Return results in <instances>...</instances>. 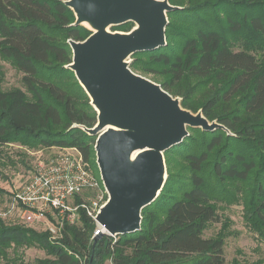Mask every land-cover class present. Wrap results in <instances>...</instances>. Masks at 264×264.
Instances as JSON below:
<instances>
[{"label":"trees","instance_id":"obj_1","mask_svg":"<svg viewBox=\"0 0 264 264\" xmlns=\"http://www.w3.org/2000/svg\"><path fill=\"white\" fill-rule=\"evenodd\" d=\"M65 1L0 0V59L23 75L25 89L3 90L0 69V147L75 149L97 171L96 138L82 128L96 124V112L67 68L68 41L91 33L74 25ZM184 1L168 0L180 9L167 14L166 45L134 54L129 69L159 78L183 109L228 132L188 128L164 153L167 179L138 232L93 237L96 224L81 208L56 239L0 221V258L14 247L42 250L34 264H226L224 236H203L219 222L218 203L240 204L245 227L264 241V0Z\"/></svg>","mask_w":264,"mask_h":264},{"label":"water","instance_id":"obj_2","mask_svg":"<svg viewBox=\"0 0 264 264\" xmlns=\"http://www.w3.org/2000/svg\"><path fill=\"white\" fill-rule=\"evenodd\" d=\"M75 26L91 34L83 42L68 41L72 62L67 66L96 112V124L82 127L95 137V158L108 201L95 217L112 237L141 229L144 208L159 196L167 179L164 153L183 143L188 128L212 132L222 125L201 111L181 107L160 85L129 69L136 53L166 45L167 14L180 9L167 0H67ZM92 21L97 30L84 23ZM131 23L129 32L107 28ZM134 153L133 160L127 155Z\"/></svg>","mask_w":264,"mask_h":264},{"label":"rangeland","instance_id":"obj_3","mask_svg":"<svg viewBox=\"0 0 264 264\" xmlns=\"http://www.w3.org/2000/svg\"><path fill=\"white\" fill-rule=\"evenodd\" d=\"M185 2L186 0L183 3ZM175 23L178 25L179 19H176ZM182 26L183 28H190L186 23L182 24ZM107 30L112 32V28H107ZM0 69L2 73L3 90L18 88L25 91L21 83L23 75L20 72L8 62L1 59ZM137 75L159 84L158 82L160 79L158 78L157 80V78L152 75H141L139 73ZM176 98L181 102L180 97ZM58 152L59 151L55 150V148L27 149L16 143L0 147V221L6 226H22L39 233L48 232L51 236H54L53 233L48 231L49 224L52 223L54 225L53 227H55L56 233L54 239L58 237L62 228L60 215L55 213V218H52L47 215L41 216L34 212H25L19 205H16L13 202L14 194L29 181L34 166L38 162L51 158ZM70 153L76 155L73 151ZM93 167L94 166H92V168L88 167V169L92 176L97 180L98 186L92 190L84 191L78 196L72 197L68 201V205L73 208L77 205V201L83 202L88 206L89 211L94 218L108 201V195L100 180L98 168L97 171H95ZM75 213L76 211L74 214ZM69 214L71 213L69 212ZM217 214L219 216V222L208 224L204 230L203 236L207 239L215 238L219 235L224 236L223 250L226 264H231L233 260L255 262L264 257V241L256 240L255 234L251 233L245 227L242 219V207L240 204L218 203ZM98 229V225L96 224L95 231ZM45 257V253L39 248L10 247L6 251V257L0 258V264H7L9 262L13 264H34L36 260ZM104 264L111 263L110 261H106Z\"/></svg>","mask_w":264,"mask_h":264},{"label":"built area","instance_id":"obj_4","mask_svg":"<svg viewBox=\"0 0 264 264\" xmlns=\"http://www.w3.org/2000/svg\"><path fill=\"white\" fill-rule=\"evenodd\" d=\"M57 150L59 151L57 154L34 166L29 181L14 194V204L19 205L25 212H34L41 216L47 215L55 218L56 213L61 217V226L64 222L75 224L77 211L81 208L97 224L96 216L93 218L85 203L81 202L73 208L68 205L72 197L97 187V180L75 149ZM72 151L76 155L71 154ZM49 225L48 231L53 233L52 238L54 239L55 227L52 223ZM98 228L93 237L99 236L103 231L99 225Z\"/></svg>","mask_w":264,"mask_h":264},{"label":"bare ground","instance_id":"obj_5","mask_svg":"<svg viewBox=\"0 0 264 264\" xmlns=\"http://www.w3.org/2000/svg\"><path fill=\"white\" fill-rule=\"evenodd\" d=\"M84 26H86L87 28L93 29V31L94 30L95 31L97 30L96 24H94V22H92V21H88V22L84 23ZM134 157H135V154L134 153L128 154L127 155V160L128 161H131V160L134 159Z\"/></svg>","mask_w":264,"mask_h":264},{"label":"crops","instance_id":"obj_6","mask_svg":"<svg viewBox=\"0 0 264 264\" xmlns=\"http://www.w3.org/2000/svg\"><path fill=\"white\" fill-rule=\"evenodd\" d=\"M58 148H55V150H57Z\"/></svg>","mask_w":264,"mask_h":264}]
</instances>
